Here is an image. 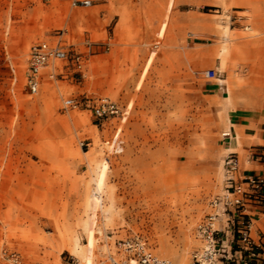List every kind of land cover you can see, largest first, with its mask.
Returning <instances> with one entry per match:
<instances>
[{
	"label": "rangeland",
	"instance_id": "obj_1",
	"mask_svg": "<svg viewBox=\"0 0 264 264\" xmlns=\"http://www.w3.org/2000/svg\"><path fill=\"white\" fill-rule=\"evenodd\" d=\"M60 29L86 75L49 66L31 93V45ZM84 93L125 115L64 106ZM237 108L264 116V0H0V264H104L135 232L191 264Z\"/></svg>",
	"mask_w": 264,
	"mask_h": 264
},
{
	"label": "built area",
	"instance_id": "obj_2",
	"mask_svg": "<svg viewBox=\"0 0 264 264\" xmlns=\"http://www.w3.org/2000/svg\"><path fill=\"white\" fill-rule=\"evenodd\" d=\"M73 4L88 7L93 0H73ZM65 34L66 30L60 29L53 39L31 45L25 72V85L31 93L40 91L45 82L44 70L49 66L50 76L55 78L68 69L73 76L86 75L87 53L77 43H68ZM19 79L13 67V83ZM63 103L66 107L88 105L98 121L125 115L121 104L109 96H63ZM249 153L264 163V153L254 146ZM224 167L225 191L210 200L211 211L197 226L201 244L194 250L191 264H264V165L257 172L245 173L240 154L231 151ZM115 245L123 258L110 253L104 264H172L169 258L157 255L139 232L117 239Z\"/></svg>",
	"mask_w": 264,
	"mask_h": 264
},
{
	"label": "crops",
	"instance_id": "obj_3",
	"mask_svg": "<svg viewBox=\"0 0 264 264\" xmlns=\"http://www.w3.org/2000/svg\"><path fill=\"white\" fill-rule=\"evenodd\" d=\"M231 121L229 133H227V135H229V140L227 142H229L231 147L226 149L230 152H239L238 149L242 147L244 150L250 151L254 146L260 153H264L263 115L255 114L252 110H247L245 108H237L232 114ZM240 133H242L244 139L242 146L239 144V141H237ZM242 163L245 173L257 172L264 165L260 157L257 155H250V153H246L242 159Z\"/></svg>",
	"mask_w": 264,
	"mask_h": 264
},
{
	"label": "bare ground",
	"instance_id": "obj_4",
	"mask_svg": "<svg viewBox=\"0 0 264 264\" xmlns=\"http://www.w3.org/2000/svg\"><path fill=\"white\" fill-rule=\"evenodd\" d=\"M237 141H239V140H237ZM239 143H240V141H239ZM236 145V144H235ZM171 189V188H170ZM172 189H175V188H172ZM167 190H169V189H167ZM170 191V190H169ZM172 191V190H171ZM171 197H173V194H172V192H171ZM171 260V259H170ZM181 261V260H180ZM171 262H172V264H173V261L171 260Z\"/></svg>",
	"mask_w": 264,
	"mask_h": 264
}]
</instances>
